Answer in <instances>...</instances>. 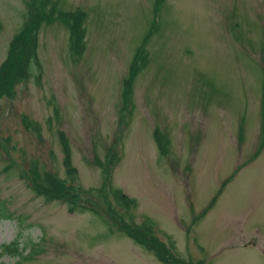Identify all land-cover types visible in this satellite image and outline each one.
<instances>
[{"label":"rangeland","instance_id":"obj_1","mask_svg":"<svg viewBox=\"0 0 264 264\" xmlns=\"http://www.w3.org/2000/svg\"><path fill=\"white\" fill-rule=\"evenodd\" d=\"M56 1L88 12L87 48L74 56L64 23L44 24L41 79L0 97V201L11 214L0 219V264H165L118 220L152 227L187 263L264 264V0ZM28 8L0 0V64ZM147 34L148 66L124 110V80ZM110 152L118 158L106 177ZM46 172L94 188L80 203L105 217L38 194ZM107 184L136 205L119 204ZM14 240L22 255L3 248Z\"/></svg>","mask_w":264,"mask_h":264},{"label":"trees","instance_id":"obj_2","mask_svg":"<svg viewBox=\"0 0 264 264\" xmlns=\"http://www.w3.org/2000/svg\"><path fill=\"white\" fill-rule=\"evenodd\" d=\"M24 1L29 7L27 16L25 17L19 31H17L10 40L6 57L0 64V97L12 96L18 84L29 81L33 76L41 79L43 66L39 55V45L40 33L44 24L56 20L64 23L69 32V49L74 56H83L87 48L86 23L88 12L86 10H63L58 7L59 4L56 0ZM164 1L165 0H157L156 7L158 8ZM2 29L3 23L0 21V31ZM150 38L151 34H147L143 38L142 44L137 47L130 63L129 73L123 84L122 108L124 110H127L129 106H134L133 85L137 75L148 66L149 53L146 46ZM59 136L65 154V167L67 168L69 176L77 181L78 170L72 163V149L70 142L63 130H60ZM155 138L160 151L164 153L166 151L168 140L159 128L155 129ZM117 158L118 155H116L115 152H110L107 158V165H102L106 177L111 176L112 164ZM65 182L46 172V174L41 177L40 184L35 185L33 189L38 194L45 196L47 200L58 198L64 199L66 202L69 201L70 205L68 206V209L70 212L75 210L81 212L90 211L101 217V219L102 217H105L102 212L95 210L92 206L80 203L81 199L84 197L82 193H91L94 188L86 189L82 188L80 185H66ZM105 189L108 195L115 198L119 204H122L125 207H131L137 203L134 197L126 195L121 188H115L113 185L107 184ZM99 197H101L102 200H105L104 196ZM0 202V219L3 217H10L11 214L7 213L4 203L2 201ZM213 202L214 200L210 205H212ZM116 224L120 230L127 233V235L133 238L137 243L153 251L165 264H188L182 259L175 257L166 244L155 236L152 227L146 225H137L135 227L132 226L131 223L123 220L116 221ZM3 248L5 251L17 255H22L24 251L18 240H14L12 243L4 245Z\"/></svg>","mask_w":264,"mask_h":264}]
</instances>
